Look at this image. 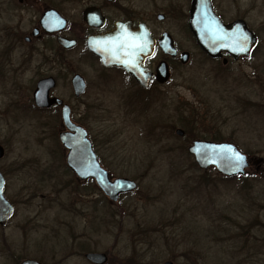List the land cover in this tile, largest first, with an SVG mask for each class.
Here are the masks:
<instances>
[{
  "label": "rangeland",
  "instance_id": "374dc122",
  "mask_svg": "<svg viewBox=\"0 0 264 264\" xmlns=\"http://www.w3.org/2000/svg\"><path fill=\"white\" fill-rule=\"evenodd\" d=\"M62 2L73 16L82 7L80 0ZM189 2L117 0L110 9L117 15L137 10L155 37L167 32L180 52L190 54L186 65L167 59L168 82L136 94L137 103L130 104L119 74L92 70L79 49L57 51L62 64L80 63L89 81L112 85L102 93L87 89L83 101L90 109L71 98L68 77L61 76L55 96L74 107L73 122L86 130L110 178L135 182L136 189L116 204L93 181L81 182L67 169L59 113L27 106L34 81L54 72L42 68L36 74L34 58L23 76L11 73L23 46L12 67L0 61V172L9 176L4 196L15 207L0 227V264H88L82 256L87 252L106 253L108 264H264V0H214L224 21L244 17L259 39L249 59L227 64L206 58L194 43L185 26ZM6 5L0 0L1 56L13 15ZM34 14L24 9L22 35H29V21L39 16ZM157 14L164 20L157 21ZM37 49L44 54L47 48L41 43ZM194 140L236 146L248 159L245 175L225 180L214 169H199L187 152Z\"/></svg>",
  "mask_w": 264,
  "mask_h": 264
},
{
  "label": "water",
  "instance_id": "95a60500",
  "mask_svg": "<svg viewBox=\"0 0 264 264\" xmlns=\"http://www.w3.org/2000/svg\"><path fill=\"white\" fill-rule=\"evenodd\" d=\"M188 16L187 26L195 43L211 59H218L222 54H227L234 60L241 55L250 57L257 46V37L248 30L243 22H238L240 28H234L236 23L226 25L220 20L213 12L211 0H192ZM157 20H163V16L158 15ZM101 22L103 24L102 20ZM64 26L65 21L54 11L46 12L40 21V27L46 33L62 31ZM214 29H219L228 39L220 40L215 38L213 35ZM36 33L37 31L35 30L33 34ZM244 34L248 37L247 47L249 51L247 53L233 51V46H239L243 43ZM129 35L135 39L125 43L124 38ZM135 43L145 45V47L143 50H139L129 46ZM58 44L65 49L74 46V42L64 38H60ZM226 44L230 46H225ZM156 45L164 55L171 58L177 56L174 42L168 33L162 34L156 43L143 24H139L136 29H131L129 24L116 23L111 32L99 38H89L87 41V48L100 59L103 66L123 69L127 74L135 77L139 85L143 87L147 86L149 78V75L146 76L143 63L153 54ZM188 58L189 54L183 52L179 56V62L185 65L188 62ZM155 74L157 82L160 84L165 83L169 76L166 63H160ZM54 86L55 83L51 78L37 83L34 94L36 107L45 109L52 104L58 106L62 104L58 99L49 98V92ZM72 87L76 94H80L83 91V84L79 76L73 78ZM61 117L67 131L59 134V141L67 150L65 161L67 167L79 180L93 179L99 190L111 202H117L121 194L136 189V184L133 181L124 178L111 180L108 173L99 166L86 132L81 127L75 126L70 122L67 107L62 109ZM175 135L182 137L183 131L177 129L175 130ZM229 149L240 153L232 144L207 141H194L187 149V152L193 157L194 163L201 170L215 168L219 175L229 178L243 175L248 167L247 158L240 153L245 157V165L241 171H237L234 166L232 152ZM2 156L3 149L0 147V158ZM3 190L4 179L0 173V226L9 221L13 215V207L4 198ZM86 259L94 264H103L106 261L105 256L102 254H89L86 255ZM19 264L40 263L32 259H26Z\"/></svg>",
  "mask_w": 264,
  "mask_h": 264
},
{
  "label": "flooded vegetation",
  "instance_id": "af4514ba",
  "mask_svg": "<svg viewBox=\"0 0 264 264\" xmlns=\"http://www.w3.org/2000/svg\"><path fill=\"white\" fill-rule=\"evenodd\" d=\"M53 1L54 2L52 3L48 0H43V5H40L41 4L40 0H16L17 5H14L15 4L14 0H6V3L8 5L4 6L5 10L8 13L12 12L13 15H8L7 21L8 23H10V25H7L6 27H4L5 29L9 31H8V34L5 35V39H6L5 50L6 49L7 50L5 51V54L3 56L0 55V61H2L1 63L3 65L6 64L7 67H12L14 52L20 49L21 46H23L24 50L20 54L17 55V60L19 61V64L17 65V67L13 66V71L15 72L11 71V73H21V76H23L26 73V71H28L29 69L27 68V66L29 67V65H27L26 62L29 63L32 60H34V58H37L38 60V63L34 67L35 69L34 72L36 74H41L42 68L45 70H48L49 73L54 72L53 73L54 75L52 74L51 75L44 74L45 76L40 75L39 76L40 78L34 81L35 86L32 91L31 98L29 100L30 105H27V106L33 111L35 110L37 113L46 114V113L55 111V114L58 115L57 113H59V116H60V111L62 107L67 106L70 110V119L72 123L76 124L72 120V114L75 113L74 107L69 105L61 97L55 96V90L59 86L61 76H65L66 79L68 77L67 82L72 91L71 98L75 99L78 105L83 106L85 109H90L91 107L89 105L90 103L83 101V98L86 95L87 89H89L90 87H93L94 89L93 92L102 93L103 88H110L112 86L110 84L106 86L105 83L103 85L101 83V80L94 81V82L89 81L86 78V75L82 73V69L80 68L81 67L80 63L78 64V63H73V62L72 63L66 62L65 64H62L61 60L58 59L60 55H59V52L57 51L66 52V51H75L79 49L83 52L82 55L86 56L87 59H89L87 60V65L92 70L98 69V72L99 71L100 72L112 71L113 73L119 74L118 76L123 83L122 86H124V89L126 90V92H131L132 103L130 102V104L137 103L135 101L136 94L139 93V96L143 97L149 94L150 92H152L153 90L158 89V87L162 86L159 82H157L156 74H155L156 69L160 63L164 62L168 66L167 59L172 60V61H176V60L178 61V58H169L168 56H165L162 53H160L158 49H156V51L149 58H147L143 63L146 76L149 75L147 86L146 87L140 86L137 80L135 79V77H132L131 75L127 74L123 69L110 67V66H103L100 60L95 56V54L91 53L88 50L87 41L89 38H99L100 36L111 32L114 29L116 23L129 24V27L131 29H136L139 24H143L149 30L151 37L155 39L156 41L159 39V37L163 33H165L164 31L161 32L158 37H155L153 27L149 24L148 17L146 19L143 18V16L139 17L137 10L132 11L130 14H126V15H124L125 13L117 15L116 12H111L110 9H113L115 5L118 4L117 0H80V4L82 7L79 9V11L75 13L74 16L64 9L62 5L64 3L62 2L63 0H53ZM30 2L34 3L35 5L34 6L29 5ZM211 3H212L213 11L217 14V16L221 18V20L224 21L222 15L219 13L220 8L218 4L215 3L214 0H211ZM189 7H190V2H189ZM24 9H32L36 12V14L39 13L37 20L35 18H31V20L28 23V27H30L31 29L29 31V35L27 34L22 35L21 32L18 31L20 30L23 21H25L24 15H23ZM50 10L56 12L59 15V17L65 21V26L62 31L57 32V33H46L41 30L40 21L43 15L45 14V12H48ZM36 14H34L33 16H35ZM157 15H156V19H157ZM161 15L163 16V20H164L165 16L163 14ZM187 19H188V15L185 21L186 28H187ZM101 20L103 21V24ZM224 22L226 24L236 23L234 28H240V24L238 22H243L247 26L248 30H250L248 24L244 20V17L242 16L241 17L237 16L229 22L227 21H224ZM35 30L37 31V33L33 34ZM60 38H64V39L74 42V46H72V48L67 49V50L61 48L58 44V40ZM44 39H48V40L45 41ZM41 43H43L45 45V48H47L44 50V54H42L41 51L37 49L38 45ZM177 51H178V54L183 52V51L180 52L178 49ZM46 54H51L52 57H47ZM203 55L206 57L205 54ZM189 60H190V54H189L188 62ZM219 60L222 62V64H227L228 61H232V58H230L229 56L222 55V57ZM215 61H218V60H215ZM58 68L60 71H58ZM168 69H169V66H168ZM55 70H57V73ZM63 71H65L67 74L63 75ZM169 72H170V69H169ZM75 75H78L83 79V83L85 86L83 92L80 94H75L73 91L72 80ZM169 77H170V73H169ZM47 78L53 79L55 83L54 88L49 93V97L50 98L56 97L60 99L63 104L60 107L56 105H53V106L51 105L47 109H39L35 106V100H34L36 85L39 81L47 79ZM145 102L148 103V99L140 100L139 104L141 106H144ZM15 110H18V108L16 107ZM26 112L27 111L24 110L22 113L25 114ZM3 157H4V153L0 159H2ZM2 175L4 177L5 185H6V180H8L7 178L9 176L6 173ZM4 192H5V188H4ZM12 206L15 212V207L13 204ZM89 254L104 255L106 258V261L103 264H108L109 257L106 253H99V252L83 253L82 254L83 259L88 264H94L86 259V255H89ZM129 259L130 258H128L127 260ZM126 262L127 261L125 259V260H122V262H119V264L121 263L124 264ZM39 263L42 264L41 262Z\"/></svg>",
  "mask_w": 264,
  "mask_h": 264
},
{
  "label": "snow or ice",
  "instance_id": "6c2138e0",
  "mask_svg": "<svg viewBox=\"0 0 264 264\" xmlns=\"http://www.w3.org/2000/svg\"><path fill=\"white\" fill-rule=\"evenodd\" d=\"M213 35L215 38L220 39V40H226L228 39L226 36H224L219 29H214L213 30ZM135 38L131 37L130 35L124 38V42L128 43L130 40H134ZM247 42H248V37L246 34H244L243 36V43L240 44L239 46H233L232 50L233 51H238L240 53H247L249 51V48L247 47ZM130 47L134 48V49H139V50H143V48L145 47V45H141L138 43L135 44H130ZM225 46H230V45H225ZM131 54V53H130ZM230 152H232V158H233V162H234V166L236 168L237 171H241L245 165V157L238 153L235 152V150L229 149Z\"/></svg>",
  "mask_w": 264,
  "mask_h": 264
},
{
  "label": "trees",
  "instance_id": "16d2710c",
  "mask_svg": "<svg viewBox=\"0 0 264 264\" xmlns=\"http://www.w3.org/2000/svg\"><path fill=\"white\" fill-rule=\"evenodd\" d=\"M223 179H225V180H229V179H226V178H223Z\"/></svg>",
  "mask_w": 264,
  "mask_h": 264
}]
</instances>
